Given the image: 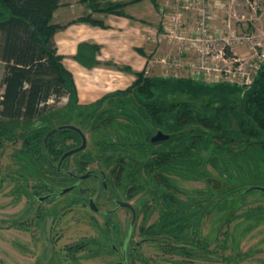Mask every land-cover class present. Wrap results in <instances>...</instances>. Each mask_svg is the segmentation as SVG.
<instances>
[{"label":"flooded vegetation","instance_id":"flooded-vegetation-1","mask_svg":"<svg viewBox=\"0 0 264 264\" xmlns=\"http://www.w3.org/2000/svg\"><path fill=\"white\" fill-rule=\"evenodd\" d=\"M54 142L52 148L64 146L60 155L43 152L50 141L0 137L4 264L11 258H18L19 264H79L90 254L100 261L112 257L110 264H176L177 259L183 264H231L228 250L219 248V223L228 203L218 202V186L206 179L207 187L187 194L178 186L163 185L164 180L144 169L135 168L124 177L126 154H83L88 141L84 151L60 165L63 155L82 141ZM76 207L91 213L86 223L97 236L83 224L74 238Z\"/></svg>","mask_w":264,"mask_h":264},{"label":"trees","instance_id":"trees-1","mask_svg":"<svg viewBox=\"0 0 264 264\" xmlns=\"http://www.w3.org/2000/svg\"><path fill=\"white\" fill-rule=\"evenodd\" d=\"M59 1L0 0V62L4 64L3 93L0 94V137L18 136L24 141H44L46 135L56 128L41 121V117L48 112V103L53 97L57 100L67 98L69 110L75 111L88 107L99 108L109 98L133 94L144 108L141 112L143 116H149L158 130L174 135L172 140L165 142L169 145L166 151L157 154L150 163L141 165L145 171L153 172V178L163 180L159 172H168L166 170L176 166L190 167L201 161V151L212 149L213 161L223 163L225 168L233 165L247 168L253 181L248 188L264 187V64L254 82L245 87L195 82L186 78L147 76L144 70L136 74L137 79L130 88L107 95L92 105H81L73 75L64 66L54 39L56 32L64 27L53 21L54 13L61 6ZM151 1L156 3L157 0ZM80 2L87 6L90 13L74 22L97 26H104V23L92 14L124 16L128 4L106 0ZM98 50L94 47L95 53ZM76 59L87 67L100 64L96 60L88 62L80 56H76ZM163 90L179 92L192 99L209 97V101L205 111H196L191 101L166 102L160 99L158 93ZM233 96L235 99H232ZM94 121L98 122L99 119L95 118ZM93 129L96 130L97 126L93 125ZM186 138H189V145L196 148L195 157L187 152L192 150L186 147L188 141L170 146V143ZM49 141V149H44L43 152L60 155L64 146L53 144L55 148H52V142L81 141V138L73 131H62ZM95 147L98 149L97 153L109 151L108 146L101 142ZM179 147L182 149L178 150ZM111 150L115 152L114 148ZM120 152L122 151L115 153ZM82 153L97 154L91 151ZM189 155L193 157H188ZM138 167L135 168L139 169ZM162 184L167 185L166 182ZM219 186V190L224 187L223 183H219ZM244 192L238 198L248 194ZM224 201L223 204H227L228 198L224 197ZM221 208L220 206V210ZM255 214V211H249L244 217Z\"/></svg>","mask_w":264,"mask_h":264},{"label":"rangeland","instance_id":"rangeland-1","mask_svg":"<svg viewBox=\"0 0 264 264\" xmlns=\"http://www.w3.org/2000/svg\"><path fill=\"white\" fill-rule=\"evenodd\" d=\"M224 1L228 3L229 12H226L225 8L222 12L217 11L218 19H215V23L221 25L224 18L227 19L230 17L233 22L235 21L234 24L237 28L241 31L250 29L255 36H258L257 41L264 43V8L255 12L246 0ZM257 1L260 3L259 6H264V0ZM79 3V0H60L59 4L61 6L53 16L54 23L58 25L67 23L69 17L73 16L71 12L73 9H79L82 16L90 13L86 5H80ZM180 3L181 2L178 0H171L170 5L176 6ZM73 4L76 6L74 8H69L70 5ZM77 14L79 13L77 12L75 15ZM92 16L98 19L97 13L92 14ZM194 18L195 15L193 13L185 15V20H188L187 22L190 21V23L187 24L188 26L191 27L193 25L191 22H193ZM248 23H250L251 27ZM160 47V44L155 46L154 52L163 54L164 52H160ZM164 50L168 51L169 47ZM244 50L245 49L237 51L242 52ZM3 74V64L0 62V92L3 89ZM158 97L166 102H178L182 100L191 101L196 111H205L207 102L209 101V97L192 99L190 96L183 95L179 92L172 93L169 90L161 91V93H158ZM232 99H235V96H233ZM143 109L144 108H142L133 94L127 97L118 96L112 99L109 98L99 108L88 107L75 111L69 110L67 98L57 100L53 97L48 103V112L41 117V121L51 128L65 123H73L81 127L89 142L87 152L91 151L97 153L98 149H96L95 145L99 144V142L108 146L109 150L114 148L115 152L122 151L127 157V161L123 168L125 172L124 177H130V173L135 167L139 166V169H145L141 167V165L150 163L157 154L166 151V147L169 146L165 144V142L145 146L142 142L148 141L158 130L149 116H143L141 113ZM95 118H98L99 121L95 122ZM93 125L97 126L96 130L93 129ZM27 131L29 130H26V132ZM188 139L189 138L177 140V142L170 143V146L179 145L180 141H188L186 147L192 148L193 145H189ZM181 149L182 148L179 147L178 150ZM194 149L196 148H192L191 151L187 152H191L195 157L197 152ZM192 155L188 157H193ZM200 159V162L190 167H188L189 165L185 167L176 166L173 169L166 170L168 172H162L160 176L167 184L178 186L187 194L195 193L200 187H207V180L214 179L218 181V184L223 183L224 187L219 190L218 202L224 203V197H226L228 198V206L226 210L224 209L225 212L223 213L222 223H219V230L221 226H223V233L219 234V248L228 250L226 255L230 254L233 257L231 264H264V194L261 192H251L244 195V197L238 198L251 184H253L250 172L247 168L243 165L240 167L233 165L230 168H225L223 163L213 161L212 149L201 151ZM219 159H222V157H219ZM169 171L171 172L169 173ZM200 171L202 174H200ZM262 176L264 177V174ZM130 184H132L130 181L126 182V187ZM220 198L222 200H220ZM249 211H255V216L245 218L244 215ZM89 215L91 216V213L88 210L78 207L74 209L72 216L74 223L72 222V227H74L73 233L75 234V239L79 237L83 224L84 228L89 227L91 229L89 232L90 234L92 233L91 236H97L98 232H93V226H88V223H86V219L89 218ZM224 219L227 220V222H224ZM205 233L209 234L210 228H208ZM80 259L81 260L78 261L79 264H110L114 261L112 257L108 256L100 261V259H94L92 254H90L89 257L85 256ZM197 260H200V258ZM18 261V258H11L12 264H19ZM0 263L4 264L1 258ZM176 264L183 263L181 260L177 259ZM186 264H188V262H186Z\"/></svg>","mask_w":264,"mask_h":264},{"label":"built area","instance_id":"built-area-1","mask_svg":"<svg viewBox=\"0 0 264 264\" xmlns=\"http://www.w3.org/2000/svg\"><path fill=\"white\" fill-rule=\"evenodd\" d=\"M178 1L181 3L176 6L167 1L158 9L161 27L149 33L148 40L169 50L152 53L145 74L210 84L251 85L264 64V43L257 41L258 36L250 29L241 31L230 17L224 18L221 25L215 23L217 11L225 8L229 12L225 2ZM246 2L255 12L264 8L257 0ZM190 13L195 15L191 27L185 20ZM241 49L245 50L237 51Z\"/></svg>","mask_w":264,"mask_h":264},{"label":"crops","instance_id":"crops-1","mask_svg":"<svg viewBox=\"0 0 264 264\" xmlns=\"http://www.w3.org/2000/svg\"><path fill=\"white\" fill-rule=\"evenodd\" d=\"M106 1L128 3L125 7L126 15L98 14V19L104 26H97L74 22L82 14L79 9H73V16L62 24L64 27L54 36L58 54L62 56L66 69L73 75L81 105H92L107 95L124 91L134 84L136 74L146 69L148 58L154 53L156 45L148 37L149 33L160 30L161 27L158 6L171 0H157L156 3L151 0ZM79 4L82 5L81 2ZM75 6L73 4L69 8ZM77 12L79 14L75 15ZM248 25L251 27L250 23ZM94 47L99 49L98 52L95 53ZM160 48V52L167 49L165 45ZM76 56L90 62L96 60L100 64L87 67Z\"/></svg>","mask_w":264,"mask_h":264},{"label":"water","instance_id":"water-1","mask_svg":"<svg viewBox=\"0 0 264 264\" xmlns=\"http://www.w3.org/2000/svg\"><path fill=\"white\" fill-rule=\"evenodd\" d=\"M62 131H73L74 133H76L77 135H79V137L81 138V141H82V145L73 149V150H70L68 151L67 153H65L60 161V165L64 162V160L66 158H68L69 156L71 155H74V154H77V153H80L82 151H84L87 147V136L86 134L76 125H73V124H64V125H60L58 127H56L55 129L51 130L45 137L44 141L45 142H48L49 139L54 136L55 134H57L58 132H62ZM174 138V135H171V134H168V133H165L163 132L162 130H158L156 132L155 135L152 136L151 140L152 143L154 144H157V143H160V142H167V141H170ZM209 183L214 185V186H219L218 184V181L212 179V180H209ZM252 191H260V192H264V187L263 186H252L250 188H248L244 193H249V192H252Z\"/></svg>","mask_w":264,"mask_h":264}]
</instances>
